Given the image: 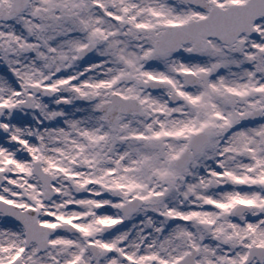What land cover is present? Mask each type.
Masks as SVG:
<instances>
[{"label":"snow or ice","instance_id":"6c2138e0","mask_svg":"<svg viewBox=\"0 0 264 264\" xmlns=\"http://www.w3.org/2000/svg\"><path fill=\"white\" fill-rule=\"evenodd\" d=\"M0 264H264V0H0Z\"/></svg>","mask_w":264,"mask_h":264}]
</instances>
